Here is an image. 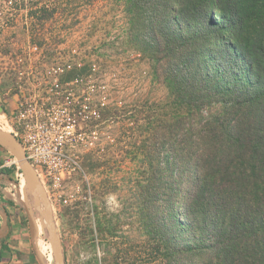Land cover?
I'll return each mask as SVG.
<instances>
[{
	"label": "rangeland",
	"instance_id": "1",
	"mask_svg": "<svg viewBox=\"0 0 264 264\" xmlns=\"http://www.w3.org/2000/svg\"><path fill=\"white\" fill-rule=\"evenodd\" d=\"M19 2L43 22L38 27L32 23L27 30L20 22L5 29L0 39L16 46L1 47L0 56L17 51L27 40L48 55L76 46L90 51L93 62L88 65L96 66L94 73L85 68L92 76L89 83L104 87L106 106L91 144L71 152L80 172L59 191L39 177L52 205L64 264H165L172 211L168 208L177 203L178 213L184 215L190 182L181 173L172 182L169 178L171 171L183 169L179 120L184 112L175 106L168 81L170 63L158 50L157 44L165 39L160 26L133 12L128 0ZM150 8L152 12L154 6ZM168 29L174 44L185 35L178 28ZM65 81L74 83L70 78ZM12 89L9 79H0V111L12 105ZM214 107L191 112L194 122L210 115ZM4 121L2 117L0 128L12 133ZM16 179L20 184L21 177ZM29 200L37 214L30 195ZM38 244L46 245L44 253L54 264L47 234L39 236Z\"/></svg>",
	"mask_w": 264,
	"mask_h": 264
},
{
	"label": "trees",
	"instance_id": "2",
	"mask_svg": "<svg viewBox=\"0 0 264 264\" xmlns=\"http://www.w3.org/2000/svg\"><path fill=\"white\" fill-rule=\"evenodd\" d=\"M176 1L128 0L160 26L158 50L184 112L183 169L169 178L181 173L190 189L183 216L177 203L168 208L165 264H264V0ZM169 27L184 32L179 43ZM210 104L194 122L191 112Z\"/></svg>",
	"mask_w": 264,
	"mask_h": 264
},
{
	"label": "built area",
	"instance_id": "3",
	"mask_svg": "<svg viewBox=\"0 0 264 264\" xmlns=\"http://www.w3.org/2000/svg\"><path fill=\"white\" fill-rule=\"evenodd\" d=\"M2 4L0 37L16 22L26 30L32 23L38 27L43 22L19 0H3ZM14 45L0 39V48ZM0 60H4L0 79L11 81L15 97L9 109L1 108V120L3 117L5 124L12 128L37 175L53 191H59L80 172V165L71 152L80 145L91 144V135L106 106L103 85L89 83L92 76L88 71H96L94 64L88 65L93 62L90 51H80L75 46L48 55L42 53L36 42L27 40L17 51L0 56ZM66 78L72 79L71 84L76 88ZM80 81L84 83L75 85ZM2 168L14 169L21 177L14 158L2 162Z\"/></svg>",
	"mask_w": 264,
	"mask_h": 264
},
{
	"label": "crops",
	"instance_id": "4",
	"mask_svg": "<svg viewBox=\"0 0 264 264\" xmlns=\"http://www.w3.org/2000/svg\"><path fill=\"white\" fill-rule=\"evenodd\" d=\"M7 159L9 154L0 147V164ZM16 177L14 169L0 170V229L3 227L4 218L6 219V228L2 229L0 234V240H3L0 243V264H38L32 250L21 201V189ZM36 216L44 229L45 221L39 208Z\"/></svg>",
	"mask_w": 264,
	"mask_h": 264
},
{
	"label": "water",
	"instance_id": "5",
	"mask_svg": "<svg viewBox=\"0 0 264 264\" xmlns=\"http://www.w3.org/2000/svg\"><path fill=\"white\" fill-rule=\"evenodd\" d=\"M0 147L7 151L15 159L17 168L24 179V185L22 187L23 197L21 201L28 223L29 237L31 241L32 250L37 260V263L45 264L43 262V254L40 252L38 247V238L40 236V230L36 216L37 214L35 213L33 205L29 200V195L33 198V201L37 206V210V203H39L43 208L41 214L45 221V229L47 232L48 241L53 256V263L64 264L60 240L53 219L52 205L39 176L37 175L35 169L26 159L20 142L12 133L5 130H0ZM5 228L6 219L4 218V223L3 227H1L0 229V234L2 229Z\"/></svg>",
	"mask_w": 264,
	"mask_h": 264
},
{
	"label": "bare ground",
	"instance_id": "6",
	"mask_svg": "<svg viewBox=\"0 0 264 264\" xmlns=\"http://www.w3.org/2000/svg\"><path fill=\"white\" fill-rule=\"evenodd\" d=\"M1 122V121H0ZM1 125V124H0ZM15 160V159H14ZM21 183L19 184L20 185V195H21V199H22V197H23V192H22V187H23V185H24V179H23V177L21 176ZM38 204V208H39V210H40V214L42 213V211H43V208H42V206L39 204V203H37ZM42 215V214H41ZM37 221H38V219H37ZM38 225H39V223H38ZM39 230H40V226H39ZM40 235H41V230H40ZM38 247H39V250H40V252L42 253V251H41V244H38ZM43 254V253H42ZM43 262L45 263V264H49L47 261H46V258H45V256L43 255Z\"/></svg>",
	"mask_w": 264,
	"mask_h": 264
}]
</instances>
